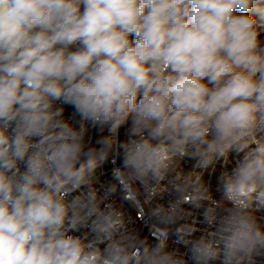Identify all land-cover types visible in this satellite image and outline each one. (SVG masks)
Returning <instances> with one entry per match:
<instances>
[{"label":"clouds","instance_id":"1","mask_svg":"<svg viewBox=\"0 0 264 264\" xmlns=\"http://www.w3.org/2000/svg\"><path fill=\"white\" fill-rule=\"evenodd\" d=\"M0 264H264V0H0Z\"/></svg>","mask_w":264,"mask_h":264},{"label":"built area","instance_id":"2","mask_svg":"<svg viewBox=\"0 0 264 264\" xmlns=\"http://www.w3.org/2000/svg\"><path fill=\"white\" fill-rule=\"evenodd\" d=\"M193 163L194 162L190 161V160L178 161L176 164V170L178 172L191 171V170H193ZM181 164H183V167H180ZM211 180H212L213 190H214L215 189V176L211 177ZM218 196H219V194H217V197H214V199H217ZM113 199L115 200V206L117 208H119L120 210H122L125 213L126 217L129 218V220H130L129 227L140 229L143 226V224H142V221H138L136 219L137 207L134 206L129 201L122 200L120 198L119 194L116 197H114ZM193 219L196 220V224L194 226L198 230H202L205 227V225L202 223V220L200 219L199 214H195ZM199 234H200V231H197V233H195V235H199ZM173 247L179 248L180 246L179 245H173ZM185 259H187V257H185Z\"/></svg>","mask_w":264,"mask_h":264}]
</instances>
